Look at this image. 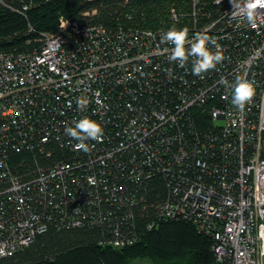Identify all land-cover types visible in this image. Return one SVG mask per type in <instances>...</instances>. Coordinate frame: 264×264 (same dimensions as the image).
<instances>
[{"label": "built area", "instance_id": "built-area-1", "mask_svg": "<svg viewBox=\"0 0 264 264\" xmlns=\"http://www.w3.org/2000/svg\"><path fill=\"white\" fill-rule=\"evenodd\" d=\"M32 3L0 0L25 18ZM167 16L155 27L129 12L107 25L60 16L29 49L0 51V257L51 224L110 221L103 207L138 202L130 181L164 173L160 219L210 238V264H264V0H179ZM206 97L215 132L187 150L175 128ZM49 143L62 151L50 162ZM33 151L44 161L13 171L10 156Z\"/></svg>", "mask_w": 264, "mask_h": 264}, {"label": "trees", "instance_id": "trees-1", "mask_svg": "<svg viewBox=\"0 0 264 264\" xmlns=\"http://www.w3.org/2000/svg\"><path fill=\"white\" fill-rule=\"evenodd\" d=\"M171 2L179 3V0H132L128 4L122 0H33L26 18L0 5V51L29 49L36 44L34 40L40 33L57 31L60 16L83 24L107 25L116 16L122 19L123 13L129 12L136 26L155 27L167 21ZM162 89L167 90L164 86ZM216 103L206 97L202 105L181 112L175 132L186 141L187 150L214 134L209 107ZM47 147L52 151L49 162L62 154L55 144L49 143ZM216 151L214 148L213 153ZM133 154L126 152L121 159H132ZM208 159L214 163L219 161L212 153ZM35 160L41 163L44 157L33 151L14 153L9 158L13 171L31 168ZM122 178L124 171L114 174L112 182L122 183ZM170 180L171 176L161 173L145 179L140 186L130 181L129 194L138 202L122 206L120 210L115 205L103 207L101 210H109L110 221L68 228L51 224L27 246L11 256L0 257V264H131L138 258L147 259L151 264H210L213 261L210 238L198 233L188 221H163L158 216L157 205L168 198ZM116 235L135 237L137 241L122 248L99 244Z\"/></svg>", "mask_w": 264, "mask_h": 264}, {"label": "rangeland", "instance_id": "rangeland-1", "mask_svg": "<svg viewBox=\"0 0 264 264\" xmlns=\"http://www.w3.org/2000/svg\"><path fill=\"white\" fill-rule=\"evenodd\" d=\"M217 124L220 123L219 121L216 122ZM131 264H151L147 259H135L131 262Z\"/></svg>", "mask_w": 264, "mask_h": 264}]
</instances>
